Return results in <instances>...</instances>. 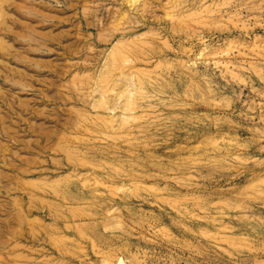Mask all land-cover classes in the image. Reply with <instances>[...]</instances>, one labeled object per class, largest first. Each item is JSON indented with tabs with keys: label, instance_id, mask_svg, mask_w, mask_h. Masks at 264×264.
<instances>
[{
	"label": "rangeland",
	"instance_id": "1",
	"mask_svg": "<svg viewBox=\"0 0 264 264\" xmlns=\"http://www.w3.org/2000/svg\"><path fill=\"white\" fill-rule=\"evenodd\" d=\"M0 264H264V0H0Z\"/></svg>",
	"mask_w": 264,
	"mask_h": 264
}]
</instances>
